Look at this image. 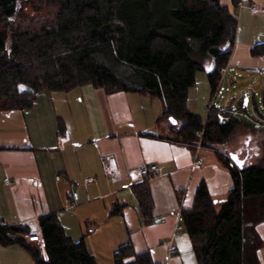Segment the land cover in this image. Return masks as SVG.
Masks as SVG:
<instances>
[{"label":"trees","instance_id":"trees-1","mask_svg":"<svg viewBox=\"0 0 264 264\" xmlns=\"http://www.w3.org/2000/svg\"><path fill=\"white\" fill-rule=\"evenodd\" d=\"M237 26L236 13L220 0H0V111L30 110L42 92L86 86L107 95L159 100L158 123L166 124L167 140L195 154L198 149L213 153L233 180L222 199L202 184L193 206L181 212L197 264H261L262 243L245 236V227L264 222V116L257 109L261 119L239 117L246 114L245 99L237 112L213 108L206 119L188 109L198 72L208 73L215 93L230 63ZM197 54L210 61L196 62ZM250 54L264 57V43ZM250 129L259 134L261 153L240 170L230 149L236 136ZM135 195L141 216L151 223L149 183L136 186ZM39 227L46 257L24 237L33 234L24 224L0 221V246H21L35 264H99L84 237L78 242L68 237L57 215L40 217ZM113 259L114 264H154L148 252L136 254L130 242Z\"/></svg>","mask_w":264,"mask_h":264},{"label":"crops","instance_id":"crops-1","mask_svg":"<svg viewBox=\"0 0 264 264\" xmlns=\"http://www.w3.org/2000/svg\"><path fill=\"white\" fill-rule=\"evenodd\" d=\"M220 1L236 16L239 2L264 15V0ZM258 33L241 32L227 87H235L232 77L241 75L239 71L252 75L264 67V57L250 54ZM209 89L205 84L204 104L212 94ZM162 111L156 99L124 92L107 95L92 86L69 93L42 92L30 110L0 111V221L28 225L41 236L40 217L55 214L68 237H84L99 264H114L113 253L129 242L136 254L148 252L154 264H197L181 212L193 206L202 184L213 198L222 199L233 180L213 153L195 154L169 142L165 124L158 123ZM197 158L201 165H194ZM152 164L158 166L155 177L139 175V169ZM109 165L117 168V178L105 175ZM88 178L94 182L87 183ZM145 182L154 202L151 223L141 216L135 195V187ZM253 229L252 238L262 243L257 256L264 264V222ZM101 234L103 245L94 240ZM8 247L0 248L5 249L0 264H16Z\"/></svg>","mask_w":264,"mask_h":264},{"label":"rangeland","instance_id":"rangeland-1","mask_svg":"<svg viewBox=\"0 0 264 264\" xmlns=\"http://www.w3.org/2000/svg\"><path fill=\"white\" fill-rule=\"evenodd\" d=\"M258 13H253L249 6L247 5L241 6L240 2L238 3V8H237L238 26H237L235 44L239 41L238 39H241V35H242L241 32L242 33L244 32L254 33L256 31L259 33L256 35V38L252 42L253 46L264 43V15H258ZM238 31H240V37L238 35ZM193 59L196 62L201 63L202 65H206V63L210 61V58L208 56H201L198 54L193 56ZM255 70H262L263 74L259 75ZM239 73H241L242 78H237V80L233 84V86L235 87L230 88V91L225 93L223 99L221 98L217 99L215 108L221 109V110H227L230 108L233 112H237L240 101L242 99H245V97H247L248 103H247V106H245L247 110L246 114L238 113L239 117H241L242 119H246V120L258 119V118L261 119V117H259L257 114V109L264 116V105L260 103V98L264 97V86H263L264 85V67L255 68L254 73L252 75L249 73L247 74L245 70L239 71ZM205 80H206V83H205ZM227 80L228 79L226 78L225 82ZM232 80H233V77H232ZM205 84L206 86H208V89H209L210 83L208 80V73L206 71H200L197 73V76H196L195 88L189 91L190 99L188 101V109L192 113L201 116L203 119L207 118L209 107L211 105V100H212V95H209V98L206 104H204L203 88ZM209 93H210V89H209ZM255 93H258L260 97H255ZM156 101L160 102L159 100H156ZM254 124H257V123H254ZM168 135L171 136L169 133ZM84 137H88V134H85ZM259 140L260 139H259L258 133H256L255 131L251 129L245 130L244 133L239 134L238 136H236L235 140H233L232 148L230 149V154L231 153L238 154L240 159L245 161V166L254 164L258 159V154L261 153V146L259 144ZM209 155L211 156V154ZM116 226H112V227L115 228ZM84 227L87 229V225H85ZM102 229L100 230V232L107 231V229H105V231H102ZM245 231H246L245 236L252 237L251 235L253 234V228L250 226V224L246 225ZM115 232L118 234L119 230ZM102 234L98 235V237L96 235L94 237V240L97 243L101 242V244L103 245L104 241L102 240L103 239ZM84 235H87V234L84 233L83 236ZM33 236L37 237V235L35 234ZM81 237L82 236L77 238L78 240H75V242L80 241ZM97 240H100V241H97ZM32 245L40 248L42 251V248L39 246V244H32ZM3 247L4 246H0V248H3ZM110 249H112V246H110ZM8 250L12 252L11 258L15 260L16 264H35L29 252L25 250L24 248H22L21 246L12 245V247ZM3 251H5V249H0L1 259H5L4 257L5 253ZM113 256H114V253H113ZM6 261H7V257H6Z\"/></svg>","mask_w":264,"mask_h":264},{"label":"built area","instance_id":"built-area-1","mask_svg":"<svg viewBox=\"0 0 264 264\" xmlns=\"http://www.w3.org/2000/svg\"><path fill=\"white\" fill-rule=\"evenodd\" d=\"M252 9H253V11H256L258 9V7L254 6ZM255 71L259 75L263 74L262 70H255ZM228 72H229V65L221 72L222 73V78H221L219 86L217 87L215 93L212 96V100H211V105L209 107V111H211L213 108H215V104H216V101H217L218 98L223 99L225 93L230 91V88L225 85V80L228 77ZM237 78H241V75L235 74L233 76V81L235 82L237 80ZM255 97H260V96L258 95V93H255ZM263 98H260V103L264 105ZM218 123L220 125L224 123V118L222 116L219 117ZM198 152H199V149L197 150L196 154H198ZM202 163L203 162L197 158V160L194 162V165H201ZM157 171H158V166L156 164H152V165H150L148 167H142L141 169H139L138 172H139L140 176L146 177L148 179H151V178L155 177ZM104 173H105L106 176H108L111 179H115L118 176L117 168L114 167V166H111V165L104 167ZM92 182H94V179H92V178H88L87 179V183H92ZM178 229L181 230L182 227L178 226ZM33 235L34 234L28 235L26 237L27 240H29L30 242H36L37 244H39V246L42 248L44 256L46 257L45 251H44V240H43L42 236H40L38 234H35V235H37V237L36 236L32 237ZM172 250H174V248H172Z\"/></svg>","mask_w":264,"mask_h":264},{"label":"water","instance_id":"water-1","mask_svg":"<svg viewBox=\"0 0 264 264\" xmlns=\"http://www.w3.org/2000/svg\"><path fill=\"white\" fill-rule=\"evenodd\" d=\"M245 96H246V95H245ZM247 103H248V99H247V97H245V103H244V105L247 106ZM169 122L172 123L173 125L178 124L177 121H174L173 118H170ZM230 159L233 161V163H234V164H235L240 170L244 169V167H245V161H244V160H241L238 154L231 153V154H230Z\"/></svg>","mask_w":264,"mask_h":264},{"label":"bare ground","instance_id":"bare-ground-1","mask_svg":"<svg viewBox=\"0 0 264 264\" xmlns=\"http://www.w3.org/2000/svg\"><path fill=\"white\" fill-rule=\"evenodd\" d=\"M224 117V116H223ZM32 237H35V236H32Z\"/></svg>","mask_w":264,"mask_h":264}]
</instances>
